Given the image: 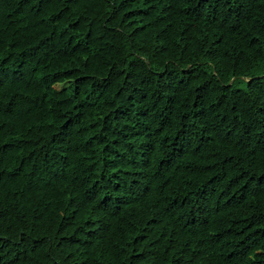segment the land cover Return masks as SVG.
<instances>
[{"label":"trees","instance_id":"1","mask_svg":"<svg viewBox=\"0 0 264 264\" xmlns=\"http://www.w3.org/2000/svg\"><path fill=\"white\" fill-rule=\"evenodd\" d=\"M0 264H264V0H0Z\"/></svg>","mask_w":264,"mask_h":264},{"label":"rangeland","instance_id":"2","mask_svg":"<svg viewBox=\"0 0 264 264\" xmlns=\"http://www.w3.org/2000/svg\"><path fill=\"white\" fill-rule=\"evenodd\" d=\"M56 88H57V89H61V88H62V85H59V84H58V85H56Z\"/></svg>","mask_w":264,"mask_h":264}]
</instances>
